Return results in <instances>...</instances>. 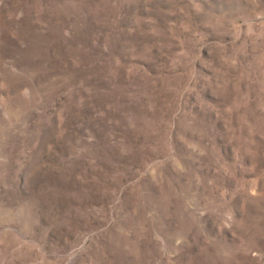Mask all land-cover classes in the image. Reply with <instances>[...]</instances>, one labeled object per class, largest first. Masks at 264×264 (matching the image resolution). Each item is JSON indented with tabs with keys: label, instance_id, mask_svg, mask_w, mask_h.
<instances>
[{
	"label": "rangeland",
	"instance_id": "obj_1",
	"mask_svg": "<svg viewBox=\"0 0 264 264\" xmlns=\"http://www.w3.org/2000/svg\"><path fill=\"white\" fill-rule=\"evenodd\" d=\"M0 264H264V0H0Z\"/></svg>",
	"mask_w": 264,
	"mask_h": 264
}]
</instances>
